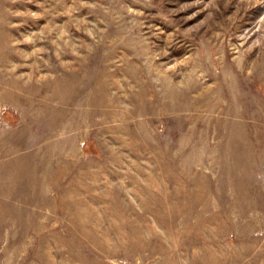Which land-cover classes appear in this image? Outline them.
<instances>
[{
	"label": "rangeland",
	"instance_id": "obj_1",
	"mask_svg": "<svg viewBox=\"0 0 264 264\" xmlns=\"http://www.w3.org/2000/svg\"><path fill=\"white\" fill-rule=\"evenodd\" d=\"M0 264H264V0H0Z\"/></svg>",
	"mask_w": 264,
	"mask_h": 264
},
{
	"label": "bare ground",
	"instance_id": "obj_2",
	"mask_svg": "<svg viewBox=\"0 0 264 264\" xmlns=\"http://www.w3.org/2000/svg\"><path fill=\"white\" fill-rule=\"evenodd\" d=\"M181 248V247H180ZM179 250V249H178Z\"/></svg>",
	"mask_w": 264,
	"mask_h": 264
}]
</instances>
